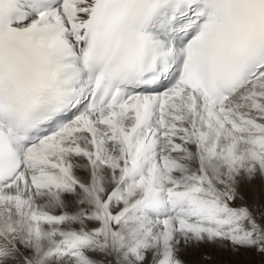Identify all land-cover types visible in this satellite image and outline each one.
Instances as JSON below:
<instances>
[{
  "label": "snow or ice",
  "instance_id": "snow-or-ice-1",
  "mask_svg": "<svg viewBox=\"0 0 264 264\" xmlns=\"http://www.w3.org/2000/svg\"><path fill=\"white\" fill-rule=\"evenodd\" d=\"M0 264H264V0H0Z\"/></svg>",
  "mask_w": 264,
  "mask_h": 264
},
{
  "label": "bare ground",
  "instance_id": "bare-ground-1",
  "mask_svg": "<svg viewBox=\"0 0 264 264\" xmlns=\"http://www.w3.org/2000/svg\"><path fill=\"white\" fill-rule=\"evenodd\" d=\"M187 258H189V259H197L198 257L193 256V257H187ZM220 258H226V257L221 256ZM256 259H259V258L257 257Z\"/></svg>",
  "mask_w": 264,
  "mask_h": 264
}]
</instances>
